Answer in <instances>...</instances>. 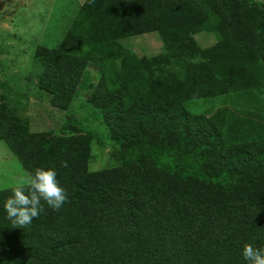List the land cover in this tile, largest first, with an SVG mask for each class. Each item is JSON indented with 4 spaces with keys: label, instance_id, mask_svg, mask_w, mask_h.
Here are the masks:
<instances>
[{
    "label": "trees",
    "instance_id": "1",
    "mask_svg": "<svg viewBox=\"0 0 264 264\" xmlns=\"http://www.w3.org/2000/svg\"><path fill=\"white\" fill-rule=\"evenodd\" d=\"M77 18L96 42L37 47L38 87L62 109L78 87L91 91L117 158L137 171L90 173L78 129L40 137L19 120L0 129L28 174L55 168L69 194L59 211L41 201L19 228L4 209L13 187L0 190V264H247L245 243L264 248V0H84ZM150 32L163 53L138 56L122 43ZM200 32L216 42L200 47ZM216 96L232 102L185 108Z\"/></svg>",
    "mask_w": 264,
    "mask_h": 264
},
{
    "label": "rangeland",
    "instance_id": "2",
    "mask_svg": "<svg viewBox=\"0 0 264 264\" xmlns=\"http://www.w3.org/2000/svg\"><path fill=\"white\" fill-rule=\"evenodd\" d=\"M84 0H0V129L12 127L15 120L29 133L43 137L49 133L64 137L70 130L84 134L89 150L87 170L90 173L115 170L118 166L137 171V165L123 164L115 150L120 142L113 138L106 125V116L92 105L91 91L78 87L66 109L61 101L43 91L37 84V65L33 62L39 46L72 51L79 45L96 42L91 30L80 23L78 14ZM195 40L202 48L213 45L216 37L200 32ZM122 43L138 56L151 57L164 52L159 35L155 32L127 37ZM95 84L100 75L88 67ZM210 68L203 72L209 77ZM264 103V91L260 94ZM231 97L191 98L185 102L191 114H201L222 105H230ZM154 178L160 175L145 163ZM28 173L19 159L10 151L5 140H0V190L15 187Z\"/></svg>",
    "mask_w": 264,
    "mask_h": 264
},
{
    "label": "clouds",
    "instance_id": "3",
    "mask_svg": "<svg viewBox=\"0 0 264 264\" xmlns=\"http://www.w3.org/2000/svg\"><path fill=\"white\" fill-rule=\"evenodd\" d=\"M60 164L61 167H68L67 161L62 160ZM11 192L4 209L12 226L19 228L30 225L34 218L40 216L44 211L41 201L59 211L69 199L66 189L58 182L55 168L36 167L27 178L19 180ZM242 256L247 264H264V248L245 243Z\"/></svg>",
    "mask_w": 264,
    "mask_h": 264
}]
</instances>
